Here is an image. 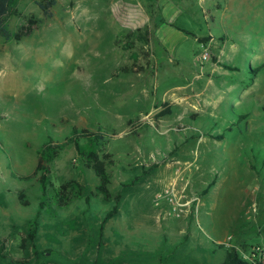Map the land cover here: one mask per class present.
<instances>
[{
    "label": "rangeland",
    "instance_id": "rangeland-1",
    "mask_svg": "<svg viewBox=\"0 0 264 264\" xmlns=\"http://www.w3.org/2000/svg\"><path fill=\"white\" fill-rule=\"evenodd\" d=\"M46 1L15 2L11 32L38 23L19 42L0 36L4 254L30 264H156L165 232L156 217L165 213L176 235L190 234L174 264H222L224 250L196 247H210V234L234 232L244 250L264 245V0H55L50 17L37 4ZM132 64L144 71L121 72ZM74 126L106 135L112 199L66 146L50 165L38 253L30 243L21 249L42 199L39 151ZM64 184L75 196L60 208L53 196ZM170 186L192 202L179 217L160 197ZM117 195L119 214L100 236ZM196 211L191 226L186 215Z\"/></svg>",
    "mask_w": 264,
    "mask_h": 264
},
{
    "label": "trees",
    "instance_id": "trees-1",
    "mask_svg": "<svg viewBox=\"0 0 264 264\" xmlns=\"http://www.w3.org/2000/svg\"><path fill=\"white\" fill-rule=\"evenodd\" d=\"M18 0H0V36L6 41L19 42L24 37L29 36L32 33V28L38 23L35 19H29L27 21L28 26H23L17 32H11L8 29V21L13 14V5ZM55 0H48L45 3L38 2L39 8L42 10L46 17L51 16V8L55 5ZM144 71V67L132 64L131 66L123 67L121 72L123 73H140ZM84 142V144H82ZM106 143V135L98 129L97 131H90L88 129H80L76 126L72 127L70 135L62 143H54L51 139L48 140L39 151L37 164L34 169V176L37 177V183L39 184L41 191V201L38 205V210L35 217L29 223L28 230L26 233L21 234L20 238V248L24 249L27 243L31 244L32 249L37 254L36 250V239L39 231V218L45 209V201L49 187L51 186L50 181V165L54 160L56 154L64 149L66 146L73 145L77 149L78 155L82 157L86 166L93 170L95 176L98 179L97 191L103 197L105 201H110L112 199L109 184L110 175L107 172V167L112 164V155L106 154L104 151ZM148 174L147 172L142 173V175ZM141 176H136L131 181L125 183L123 187H130L136 184L140 180ZM68 184L62 185L59 190H54L53 199H57V206L60 208L67 207L71 200L74 198L73 188L66 191ZM76 197H80L79 193H76ZM18 199L23 206H27L28 203L24 201V193L18 194ZM89 197L85 198V204H89ZM121 200V195L114 197V206L110 211H108L99 227V235L103 232L105 223L118 214L117 204ZM5 243L0 244V260L9 261L10 264H30V259H11L4 254ZM48 250L43 251L41 254L44 256ZM222 264H249L243 261L235 250H229L226 252L225 260Z\"/></svg>",
    "mask_w": 264,
    "mask_h": 264
},
{
    "label": "crops",
    "instance_id": "crops-1",
    "mask_svg": "<svg viewBox=\"0 0 264 264\" xmlns=\"http://www.w3.org/2000/svg\"><path fill=\"white\" fill-rule=\"evenodd\" d=\"M118 214H119V212H118ZM186 216L190 220V225L195 226L194 222L197 219V211L194 213V215L192 217H190L188 215H186ZM156 220H157V223H160V224L162 223L165 227L164 228L165 232L161 233L157 238V245H158L160 256H159L158 262L156 264H174V263L170 262L171 256H174L176 254V252L178 250L177 248L179 246H181L184 243L189 242L190 234L189 233L187 234L185 227H184L180 231V233H182L183 236L176 235L175 229L177 227H174V223H173V221L175 219H173L172 217H169L168 214L166 215V213L163 214V216L158 215V217H156ZM142 235H145V234H142ZM199 235H200V232H199ZM210 235H208L209 237L207 236V239H209V241L211 242L210 247H204L202 244L203 242H201V241L199 242V244L196 245V247H200L201 249L209 250V252H211V253H215V252L221 251V250H224L226 253L229 248H227L223 245H220L219 243H224L228 236L233 237V244L241 247L238 244L237 237L234 235V232L233 233H227L222 238H217L215 236H212V235L210 236ZM262 236H264V235H262ZM262 236H259V237H262ZM146 237L149 238V236H146ZM200 239L202 240L201 235H200ZM249 247H251V246H249ZM225 257H226V255H225ZM134 264H149V263H138V262H136Z\"/></svg>",
    "mask_w": 264,
    "mask_h": 264
},
{
    "label": "built area",
    "instance_id": "built-area-1",
    "mask_svg": "<svg viewBox=\"0 0 264 264\" xmlns=\"http://www.w3.org/2000/svg\"><path fill=\"white\" fill-rule=\"evenodd\" d=\"M160 197L165 198L166 203L170 207V211L174 216L179 217L183 208H186L190 203L184 201L182 196L175 191L174 186L167 187ZM195 200H193L194 202ZM229 249H233L237 252L239 257L249 264H264V245L258 244L250 247L247 250L233 244V237L228 236L224 243H219Z\"/></svg>",
    "mask_w": 264,
    "mask_h": 264
}]
</instances>
